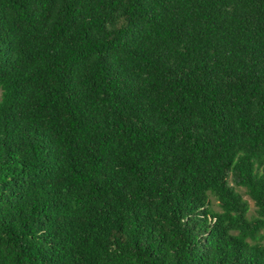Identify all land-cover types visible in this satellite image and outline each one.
Returning <instances> with one entry per match:
<instances>
[{"label":"trees","instance_id":"16d2710c","mask_svg":"<svg viewBox=\"0 0 264 264\" xmlns=\"http://www.w3.org/2000/svg\"><path fill=\"white\" fill-rule=\"evenodd\" d=\"M0 264H264V0H0Z\"/></svg>","mask_w":264,"mask_h":264},{"label":"rangeland","instance_id":"374dc122","mask_svg":"<svg viewBox=\"0 0 264 264\" xmlns=\"http://www.w3.org/2000/svg\"><path fill=\"white\" fill-rule=\"evenodd\" d=\"M240 193L244 196V199L249 202L250 208H251L250 214H253L254 213V209H255L254 208V203L249 199V197H247V196L244 195V192L243 191H241ZM215 208H216V210H218L217 206H215Z\"/></svg>","mask_w":264,"mask_h":264}]
</instances>
